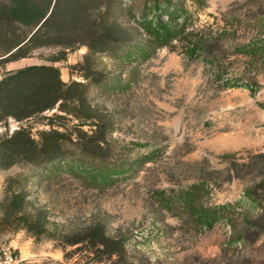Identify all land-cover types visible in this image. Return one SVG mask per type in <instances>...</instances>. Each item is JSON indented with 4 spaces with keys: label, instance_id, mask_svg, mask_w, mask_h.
Segmentation results:
<instances>
[{
    "label": "rangeland",
    "instance_id": "374dc122",
    "mask_svg": "<svg viewBox=\"0 0 264 264\" xmlns=\"http://www.w3.org/2000/svg\"><path fill=\"white\" fill-rule=\"evenodd\" d=\"M55 1L45 29L53 44L16 60L10 51L29 28L0 15V247L32 264H97L79 245L64 246L63 236L99 218L109 229L136 222L153 257L171 264L224 250V264H264V237L227 246L235 229L225 221L211 231L177 229L178 217L155 195L199 183L204 203L260 214L244 196L251 176L238 178L245 172L237 163L264 153V61L231 53L264 40V0H174L189 31L214 35L234 25V36L208 49L227 55L215 65L187 61L179 42L175 49L147 44L138 19L153 0ZM32 66L40 68L16 76ZM224 69L225 79L253 78L259 89L225 87L214 78ZM87 135L100 142V154L112 151L133 170L114 185L80 174L74 160L98 165L71 143Z\"/></svg>",
    "mask_w": 264,
    "mask_h": 264
},
{
    "label": "trees",
    "instance_id": "16d2710c",
    "mask_svg": "<svg viewBox=\"0 0 264 264\" xmlns=\"http://www.w3.org/2000/svg\"><path fill=\"white\" fill-rule=\"evenodd\" d=\"M203 6H207L205 0H196ZM58 7V1L53 0H10L0 2V15L9 19L13 23L29 28V32L24 36H17L10 51L11 60L26 57L30 50L39 46L53 44L54 36L47 35L45 29L53 20ZM186 10L179 7L174 0H153L150 8L145 9L138 19L139 26L148 36L147 44L154 48L169 47L177 48L176 43L181 44V53L187 61L202 59L206 64L215 65V61H226L227 55L219 59L209 53V47L225 40L227 36L235 35L234 25L223 28L220 33L214 35L207 34L195 29L189 31ZM152 14V17L150 15ZM233 32V33H232ZM65 47L63 54L66 55ZM142 50V49H140ZM226 54V49L223 48ZM141 52V51H140ZM147 52V51H146ZM232 55H245L250 62L258 64L264 61V40L249 41L233 47ZM146 55H149L148 52ZM64 58V57H63ZM54 59L53 61H59ZM39 66H32L21 69L16 76L39 69ZM217 71L214 74L215 80L224 81L227 88L245 87L252 93L259 89L255 79L244 81L237 77L228 78L227 72ZM65 85V84H63ZM66 86V85H65ZM58 101V99H57ZM55 101L47 108H53ZM88 140L77 139L71 143L79 151V155L88 156L98 162V165H87L85 161L76 159L80 174H86L93 180L102 184H116L133 170V166L127 165L125 159L111 151V153L100 154L98 150H103L100 142L87 135ZM31 140L33 143L34 141ZM242 167L245 175L251 176L244 191V196L259 209L260 214L251 217L239 214L235 211V205L227 203L224 205L206 204L203 201L204 188L199 183H193L186 188L175 192L174 190L157 189L155 192L158 206L174 216L181 222L177 229H183L187 224L194 230L211 231L222 221L234 227L232 236L227 246L233 244H243L246 247L250 243L249 238L257 240L264 237V153L255 155L249 162L245 160L237 163ZM186 216V218L184 217ZM166 227L173 229L171 225L165 223ZM136 222L122 223L109 229L107 224L99 219L92 218L85 226L76 232L67 233L63 236L64 246L79 245L80 250L93 254L91 259L97 264H171L169 259L160 256L153 257L150 247L151 239L148 235L139 230ZM229 253L224 250L222 256L210 258L205 261L196 258L195 264H224V260ZM234 258L229 260L233 262ZM86 262V263H88ZM234 263V262H233Z\"/></svg>",
    "mask_w": 264,
    "mask_h": 264
},
{
    "label": "built area",
    "instance_id": "2783aa9c",
    "mask_svg": "<svg viewBox=\"0 0 264 264\" xmlns=\"http://www.w3.org/2000/svg\"><path fill=\"white\" fill-rule=\"evenodd\" d=\"M0 264H32V262L22 259L15 249L0 247Z\"/></svg>",
    "mask_w": 264,
    "mask_h": 264
}]
</instances>
